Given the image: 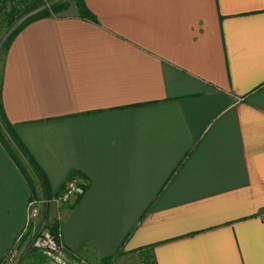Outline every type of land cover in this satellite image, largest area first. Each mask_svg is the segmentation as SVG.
Returning a JSON list of instances; mask_svg holds the SVG:
<instances>
[{
    "label": "crops",
    "instance_id": "obj_1",
    "mask_svg": "<svg viewBox=\"0 0 264 264\" xmlns=\"http://www.w3.org/2000/svg\"><path fill=\"white\" fill-rule=\"evenodd\" d=\"M82 1L1 60L0 262L29 203L78 176L67 252L264 264V0Z\"/></svg>",
    "mask_w": 264,
    "mask_h": 264
},
{
    "label": "built area",
    "instance_id": "obj_2",
    "mask_svg": "<svg viewBox=\"0 0 264 264\" xmlns=\"http://www.w3.org/2000/svg\"><path fill=\"white\" fill-rule=\"evenodd\" d=\"M87 186L88 184L84 179L75 176L67 181L60 195L33 199L29 203L25 232L15 239L0 264H18L19 259L30 252H38L44 259V261L36 264H97L66 251L61 242L59 225L55 234L45 228L47 211L50 209L59 210L72 198L83 196ZM55 221L57 224L60 223L61 215L59 213L55 216ZM40 223L42 224L41 227H39Z\"/></svg>",
    "mask_w": 264,
    "mask_h": 264
},
{
    "label": "trees",
    "instance_id": "obj_3",
    "mask_svg": "<svg viewBox=\"0 0 264 264\" xmlns=\"http://www.w3.org/2000/svg\"><path fill=\"white\" fill-rule=\"evenodd\" d=\"M77 3L82 9L80 17L88 18L89 14L83 1L78 0ZM58 11L59 7L54 0H0V25H2L0 27L5 29V33H3V37L0 40V55L4 56L6 54L14 37L23 27L36 20L51 17V15L56 14ZM9 133L10 125L2 113L0 104V140L5 142L4 135ZM10 152L13 156L17 154V151L13 148L10 149ZM52 223L50 232L55 234L58 224L56 221ZM148 257L149 255H146L144 258ZM103 260V264H109L111 258H105ZM148 261L150 262L149 258Z\"/></svg>",
    "mask_w": 264,
    "mask_h": 264
},
{
    "label": "rangeland",
    "instance_id": "obj_4",
    "mask_svg": "<svg viewBox=\"0 0 264 264\" xmlns=\"http://www.w3.org/2000/svg\"><path fill=\"white\" fill-rule=\"evenodd\" d=\"M77 1L78 0H54V2H56L57 6L59 7V11L56 14L51 15V17L81 16L82 9L79 7ZM3 33H5V29H3V27H0V40L1 37H3ZM2 56L0 55L1 58ZM60 209L59 210L50 209L47 211V214L45 215V218L47 219L46 222L47 225L45 226V228H47L48 230L51 229V226L53 224L52 222H55V216L57 215V213L60 214L61 211ZM41 226L42 224L40 223L39 227ZM148 258H144V260L146 259L144 261V264H151V262L148 261ZM42 261H44V259L41 257V255L38 252H30L27 255H24L22 258H20L18 264H34V263L36 264L37 262H42Z\"/></svg>",
    "mask_w": 264,
    "mask_h": 264
}]
</instances>
